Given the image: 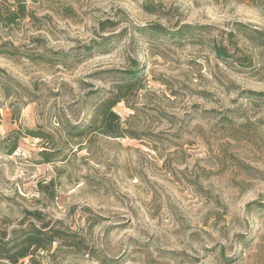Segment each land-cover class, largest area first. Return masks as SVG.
Returning <instances> with one entry per match:
<instances>
[{
    "label": "rangeland",
    "instance_id": "obj_1",
    "mask_svg": "<svg viewBox=\"0 0 264 264\" xmlns=\"http://www.w3.org/2000/svg\"><path fill=\"white\" fill-rule=\"evenodd\" d=\"M5 8L16 17L0 23V230L60 229L37 264H264V212L248 208L264 204V97L248 95L264 94V45L236 32L264 34V0H0ZM155 25L201 29L174 42ZM229 33L250 68L211 51L213 41L229 48ZM135 68L140 86L113 108L123 137L72 135L111 74Z\"/></svg>",
    "mask_w": 264,
    "mask_h": 264
},
{
    "label": "trees",
    "instance_id": "obj_2",
    "mask_svg": "<svg viewBox=\"0 0 264 264\" xmlns=\"http://www.w3.org/2000/svg\"><path fill=\"white\" fill-rule=\"evenodd\" d=\"M24 11V6H19V12ZM16 17V12L11 11L9 8H5V16H2L0 10V23L7 21L6 24L14 23ZM201 28H193L190 25L183 26L179 28L176 32H168L162 26L155 25L149 28V31L153 34L168 36L174 42H181L187 36L195 35L196 30ZM143 30H146L143 29ZM236 32L248 35L249 41L254 45H264V34L257 30H248L243 25L236 26ZM113 38L117 36H111L106 38L105 44L112 42ZM235 35L229 33L228 43L230 47L226 48L222 43H217L216 41L211 42L210 49L214 55L223 61L232 62L242 68H250L252 66L251 56L243 54L240 56L236 55V52L241 51L236 44ZM118 40V39H117ZM115 40V41H117ZM110 41V42H108ZM108 42V43H106ZM103 43L95 44L93 47L97 51L101 50ZM92 48H89L91 50ZM114 77V83L108 92L107 96H103L100 102L94 106L92 110L91 117L88 123L84 126L80 125H70V133L75 136H83L89 134L92 131H97L101 135L111 138H121L123 137V132L121 129V123L119 116L114 112L113 108L119 102L123 101L127 95L131 94L136 90L141 83V76L137 68L125 72H116V74H111ZM2 89V88H1ZM248 95L253 98H263V93L248 92ZM29 136L33 138H41L43 135L35 130H28L26 132ZM17 149V141L11 140L7 145L5 153L7 155L13 154ZM46 161L48 158H46ZM253 207V211L256 212L255 215L264 212V204L253 203L248 206ZM40 214H35V219L39 220ZM64 235L61 230L50 227L48 223L35 225L27 224L26 226H20L18 228H13L9 232L6 230H0V260L6 261L8 264H18L21 260L29 259V264H37L36 255L40 252L47 251L50 246L61 239Z\"/></svg>",
    "mask_w": 264,
    "mask_h": 264
}]
</instances>
